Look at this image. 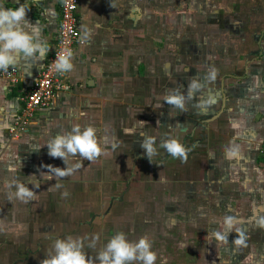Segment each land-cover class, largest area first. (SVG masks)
<instances>
[{
    "label": "crops",
    "instance_id": "1",
    "mask_svg": "<svg viewBox=\"0 0 264 264\" xmlns=\"http://www.w3.org/2000/svg\"><path fill=\"white\" fill-rule=\"evenodd\" d=\"M20 5L29 8L27 19L50 50L42 60L21 61L17 82L0 76V264L38 256L30 249V236L50 241L40 264L57 238L81 236L73 234L74 225L93 224L92 216L111 220L102 217L100 203L107 191L122 192L124 177L130 191L143 193L146 203H138L144 213L121 218L131 217L129 223L143 230L126 233L120 228L111 235L121 231L133 241L147 235L158 254L156 264L163 259L166 264H264V228L256 223L264 217V0H79V31L82 37L90 30L91 38L74 49V70L66 75L70 88L35 110L16 139L9 136L8 126L52 54L60 20L57 0H0L5 8ZM211 68L220 80L216 93L210 92L212 81L204 79ZM193 78L205 88L198 95L216 97L221 108L186 125L180 109L164 102V96L176 89L187 95L186 82ZM178 79H185L184 84ZM77 124L97 129L104 155L84 161L73 176L48 180L47 165H65L48 155L46 143ZM142 134L156 139L157 156L164 158L157 166L137 165L144 151ZM185 137L193 141V149L186 162L177 159L181 168L173 169L164 162L168 159L160 144ZM231 149L236 155L228 159ZM79 160L77 156L71 163ZM130 161L134 167L127 165ZM13 178L33 188L36 198L28 203L9 200L5 182ZM145 179V185H137ZM93 192L100 196L97 202L89 200ZM75 208L80 209L78 219ZM225 216L237 221L228 245L214 239L209 243L207 234L220 231ZM30 224L42 228L8 229ZM236 229L245 232L247 247L232 244ZM108 240L99 238L94 249L87 240L85 251L95 256Z\"/></svg>",
    "mask_w": 264,
    "mask_h": 264
},
{
    "label": "clouds",
    "instance_id": "2",
    "mask_svg": "<svg viewBox=\"0 0 264 264\" xmlns=\"http://www.w3.org/2000/svg\"><path fill=\"white\" fill-rule=\"evenodd\" d=\"M29 8L23 5L15 8H5L0 6V71L7 72L10 68L17 67L21 61L28 62L42 60L49 52L47 41L40 35V30L36 24L27 19ZM91 32L84 30L82 39L89 40ZM74 53L64 47L53 61V68L56 73L67 74L74 70ZM217 72L214 68L209 70V74L204 78L207 81H215ZM203 84L198 79H191L187 86V95H184L179 89L170 91L164 96V102L182 112L186 111V102L194 98V94L200 91ZM215 103V99L209 96L205 101L206 105ZM162 107V105H158ZM143 135L140 146L144 154L151 162V158L158 154L156 148V139L152 136ZM47 145L48 155L53 158H60L65 167H54L47 165L48 180L62 179L73 176L82 166L84 161L94 162L100 156L104 155V147L101 145L97 136V129L92 125L84 126L73 125L70 131L63 134H57ZM115 147V145H113ZM165 152L173 158H178L181 162H186L187 152L190 150L179 142L177 138H170L161 142ZM39 148V147H38ZM37 148V149H38ZM236 155L235 149L227 150L226 157L231 159ZM80 157L76 163H71L75 157ZM9 171L15 172L14 167ZM9 200L16 199L23 203H28L36 198V192L33 188L26 186L20 180L13 178L5 182ZM35 188L39 184L33 185ZM62 185L56 184V188ZM15 191H11V189ZM62 195L69 196L65 190ZM237 223L233 216H225L221 224L220 231L208 233L209 243L213 239L221 246L228 245V234L233 232ZM259 227L264 228V217L256 220ZM85 240H88L87 247L94 249L99 241V235L93 234L89 237L67 236L63 239L57 238L49 255L44 258L40 264H156L158 254L153 250V242L147 235L139 237L133 241L127 238L125 233L118 231L107 241L104 247L93 257L85 251ZM237 249L247 247V236L241 229H236V237L232 241ZM166 264V259L161 261Z\"/></svg>",
    "mask_w": 264,
    "mask_h": 264
},
{
    "label": "rangeland",
    "instance_id": "3",
    "mask_svg": "<svg viewBox=\"0 0 264 264\" xmlns=\"http://www.w3.org/2000/svg\"><path fill=\"white\" fill-rule=\"evenodd\" d=\"M191 79H189L187 82H186V86H188V84L190 83ZM220 83V80L217 79L215 81H212V84H213V90L210 89V92L211 93H216V89L218 90L219 89V84ZM211 87V88H212ZM205 90V88H201L200 91H203ZM198 91L197 93L194 94V98L191 99V100H188L186 102V111H181V116L179 118L183 119V116H184V119L185 120V124L189 125V124H195L197 123L200 119L202 118H209L211 115L215 114L216 112H218L221 108V104L220 102L219 103H212L210 105H206L205 102L203 103H199V100L201 98H204L206 101L208 100L209 97H206L208 96V94L206 95L205 92H203L201 95H198V93L200 92ZM219 91V90H218ZM209 96H212V95H209ZM216 99V97H215ZM219 100V99H218ZM197 107L198 110L195 108ZM204 125L208 124V123H203ZM207 126V125H206ZM187 129V128H186ZM203 129V127H202ZM189 133V131L187 130L186 131V135ZM177 134V133H176ZM181 144H183L186 148L190 149L189 151H191L193 149V141H189L188 140V137L186 138H183L181 141H180ZM167 154V153H166ZM165 154V157L168 159L164 162H167V163H171V165H173V169H176V167H178L179 169L181 168L182 164L180 163L179 165V162L177 161L178 158H173L171 155ZM141 160H138V164H141L142 166H144V164H147V166H151L150 163H153L155 166L158 165V162H163V159H159V156L155 155L153 157L155 158H151V162H146V160H143V158H148L145 154H144V151L141 153ZM162 156V155H160ZM159 159V160H158ZM177 163V164H176ZM127 165H129L130 167H134V162H129L127 163ZM135 171V170H134ZM143 176L142 178H145V172L142 173ZM168 179H171L170 176H168ZM143 183H141L140 181H137V185H145L144 182L146 181L145 180H142ZM130 180L129 181H126V178H122L121 180V188H122V192L119 190V189H114L115 191H107L106 192V197H105V200L104 202L100 203V210H104V213L102 215V217H110L111 216V220L107 219L106 221L104 220H99L101 222H98V220L96 219V217L92 216L90 217V223L92 221L93 224H89L88 226L87 225H74L72 228H73V234H79L81 232V236L80 237H89L91 238V236L93 234H98L99 235V238L101 237H106L107 239H110L111 238V234L113 233L114 230H119L120 228L122 230H124V232L126 231V233H131V228L134 230V231H139L140 229L143 230V226L141 225H133V224H130V220H131V217L129 218V220L127 221H123L121 217L125 216L126 218L130 215V216H135V213L138 211V210H141L143 213L144 211L142 209H137L138 207V203L139 204H144L146 203V199L144 198V194L143 193H135V192H131L130 191V188H129V185H130ZM167 183V182H166ZM165 183V184H166ZM103 197V195H102ZM89 200L92 201V202H97L98 200H100V196L98 195L97 192H93L90 194V197H89ZM89 201V203H90ZM138 201V202H137ZM120 203V204H119ZM171 203V206L175 207V203L173 202H170ZM92 205V203H90V206ZM97 210V209H96ZM160 212H163V210H160ZM82 214H85V212H83ZM133 214V215H132ZM160 214H158L159 216ZM73 216H74V219H78L77 217L80 216V209H76L73 211ZM81 217H83L81 215ZM80 217V218H81ZM114 217V218H113ZM137 217V216H136ZM106 219V218H105ZM159 225V224H158ZM158 225H155L156 227H158ZM59 226H64V225H59ZM164 225H162L163 227ZM12 227L15 231H17V227H21L22 230H24V232H26L25 230H27V227L29 228L30 231H33V228H38L41 230L42 226L41 225H25V226H16V225H13V226H8V229ZM65 227V226H64ZM69 226H67L68 228ZM64 231V230H62ZM62 236L65 234V232H62L61 233ZM27 233L26 236L27 237ZM75 237V236H74ZM31 243V246H30V249H32L34 252L37 253L38 256H36L35 258L33 256H29V257H21V258H15V260H13L11 262V264H38V260L41 259L40 256H42L41 254H43L45 252L44 249H47L48 247H50V241H45L42 243L41 239H38L36 241H33V237L30 236V240H29ZM85 243H87V240H85ZM44 250V251H43ZM41 251V252H40ZM94 257V256H93ZM27 259V260H26ZM43 259V258H42ZM19 261V262H18ZM10 264V263H9Z\"/></svg>",
    "mask_w": 264,
    "mask_h": 264
},
{
    "label": "built area",
    "instance_id": "4",
    "mask_svg": "<svg viewBox=\"0 0 264 264\" xmlns=\"http://www.w3.org/2000/svg\"><path fill=\"white\" fill-rule=\"evenodd\" d=\"M57 1L60 8V20L54 49L23 97L22 108L15 114L8 126V134L11 138L17 139L23 135L35 110L48 106L57 93L70 88L66 79L67 74L56 73L53 61L64 47H68L74 52L76 46L84 44L78 27L79 0ZM0 76L9 83H15L18 80V70L15 67L10 68L7 72L0 71Z\"/></svg>",
    "mask_w": 264,
    "mask_h": 264
},
{
    "label": "flooded vegetation",
    "instance_id": "5",
    "mask_svg": "<svg viewBox=\"0 0 264 264\" xmlns=\"http://www.w3.org/2000/svg\"><path fill=\"white\" fill-rule=\"evenodd\" d=\"M182 79H178V82L179 83H181L182 85L184 84V80L185 79H183V81H181ZM171 83V82H170ZM163 125V124H162ZM162 125L160 124V122H159V120L157 121V127H162ZM158 131H160V130H158ZM162 132H161V135L162 136H164L165 134H164V131L163 130H161ZM8 245H9V248H10V250L13 248V243H10V242H8ZM22 256H20V258H21ZM25 257H27V256H25ZM23 259H24V257H23ZM27 260V259H26ZM19 262V261H18Z\"/></svg>",
    "mask_w": 264,
    "mask_h": 264
}]
</instances>
